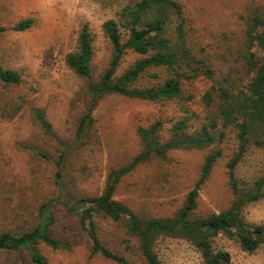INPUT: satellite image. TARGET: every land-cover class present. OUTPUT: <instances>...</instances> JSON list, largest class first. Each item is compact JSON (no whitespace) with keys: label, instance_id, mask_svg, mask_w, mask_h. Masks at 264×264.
<instances>
[{"label":"rangeland","instance_id":"374dc122","mask_svg":"<svg viewBox=\"0 0 264 264\" xmlns=\"http://www.w3.org/2000/svg\"><path fill=\"white\" fill-rule=\"evenodd\" d=\"M137 1L0 0V26L9 28L20 20H33L25 31L0 33V67L21 75L18 85L0 83V233L32 229L40 205L49 204L53 216L49 233L62 247L35 245L46 264H117L92 253L80 216L67 207L100 195L110 173L140 152L138 127L161 121L165 141L169 128L180 119H187L188 133L208 123L201 96L212 83L200 78L184 84L183 95H192L189 100L150 102L117 94L104 96L95 106L83 144H75L78 121L90 100L87 83L98 79L111 58L112 49L101 26L109 19L123 23L122 9ZM173 1L182 7L193 53L207 61L220 84L241 87L246 79L239 61L243 17L264 6V0ZM84 24L92 34L93 49L86 79L64 63L66 55L78 50L77 36ZM120 31L126 38L122 27ZM137 58L127 52L117 75ZM37 113L49 124L51 134L39 125ZM219 130L224 131L223 140L213 146L171 150L163 159L139 164L120 177L114 199L140 219L172 218L199 179L205 157L219 149L221 155L199 192L196 214L206 216L228 208L233 196L226 163L236 151V142L232 129ZM263 171L264 150L256 148L248 149L236 167L237 177L248 183ZM242 214L247 223L264 225V197L246 205ZM92 219L103 246L124 256L129 264H145L138 240L127 234L126 219L115 222L98 214ZM213 241L214 249L229 253V264H264V245L248 253L224 235ZM153 249L161 264H203L198 251L178 234L158 237ZM0 264L33 263L24 249L0 250Z\"/></svg>","mask_w":264,"mask_h":264},{"label":"trees","instance_id":"16d2710c","mask_svg":"<svg viewBox=\"0 0 264 264\" xmlns=\"http://www.w3.org/2000/svg\"><path fill=\"white\" fill-rule=\"evenodd\" d=\"M123 23L109 19L101 26L105 39L111 46V58L104 72L96 80H89L90 96L85 113L80 117L75 144L82 145L93 124L92 113L96 104L106 95L117 94L150 102H171L191 99L183 95L185 83L203 78L212 84L201 96L208 111V123L188 133L187 119L176 121L169 128V138L162 139L161 121L137 128L140 152L127 165L114 170L102 193L83 198L67 209L80 216V221L91 242L92 253H98L117 264H129L122 255L112 252L99 240L93 214L112 221L127 220V234L138 240L139 254L145 264H161L153 249L160 236L178 234L199 253L203 264H229L227 251L213 248L218 235L237 242L241 250L252 253L264 245V225L249 224L243 218V208L264 197V171L252 183L239 179L236 167L248 149L264 150V6L255 7L243 17V40L239 61L246 79L236 89L223 86L214 78V71L205 59L198 58L187 43L186 18L181 5L173 0H139L122 9ZM173 21H176L173 25ZM33 24L31 18L18 21L6 30L22 32ZM124 29L126 38L120 28ZM76 52L66 55L64 63L75 75L86 79L90 76L92 57V34L84 24L77 36ZM131 52L139 56L125 71L117 75L123 56ZM21 75L0 67V83L18 85ZM39 125L51 134L50 126L40 113L36 115ZM232 129L236 151L226 163L228 187L232 201L228 208L206 216L196 214L199 192L210 176L212 167L221 155L218 149L209 153L201 166L199 179L187 193L183 205L172 218L140 219L124 204L114 199V191L120 177L131 172L139 164L152 158L163 159L171 150L205 149L220 143L224 131ZM63 160L60 155L58 166ZM58 173V172H57ZM60 173L56 174L59 177ZM53 223L50 206L40 205L36 225L19 234L0 233V250H28L33 264H46L35 245L43 243L51 249L62 244L49 233ZM126 242V241H125Z\"/></svg>","mask_w":264,"mask_h":264}]
</instances>
